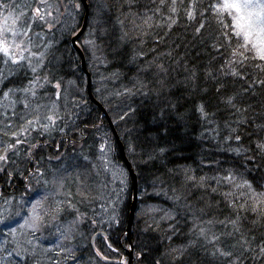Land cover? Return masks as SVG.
Returning a JSON list of instances; mask_svg holds the SVG:
<instances>
[{"label": "trees", "instance_id": "obj_1", "mask_svg": "<svg viewBox=\"0 0 264 264\" xmlns=\"http://www.w3.org/2000/svg\"><path fill=\"white\" fill-rule=\"evenodd\" d=\"M87 2L78 44L93 97L137 176L133 264H264V204L254 210L250 190L236 187L247 180L264 192V150L257 147L264 144V61L240 47L235 13L214 11L223 0ZM84 14L80 0H0V40L24 57L5 63L0 53V155L14 143L22 116L56 121L48 132H30L0 161V220L24 223L47 195L35 234L18 228L14 242L0 225V264L128 262L133 180L71 42ZM233 51L247 59L241 63ZM28 87L35 98L20 90ZM9 88L15 91L5 99ZM29 239L40 245L36 255Z\"/></svg>", "mask_w": 264, "mask_h": 264}, {"label": "snow or ice", "instance_id": "obj_2", "mask_svg": "<svg viewBox=\"0 0 264 264\" xmlns=\"http://www.w3.org/2000/svg\"><path fill=\"white\" fill-rule=\"evenodd\" d=\"M214 11L216 13H219L220 15H223L224 13H228L229 15H232V13H235V15H232V20L234 21V32L233 35L236 38H243V43L240 44V47L245 50H251L253 51V59H259L261 61H264V0H223V3L221 5H213L212 6ZM175 11V9H173ZM36 13L39 16L41 20L44 19L43 15H40V9H36ZM189 18H193V12H189ZM223 23V21H220ZM15 23V21H14ZM203 27V25H201ZM17 33L15 31L12 32V35L15 36ZM17 51L21 49V45H16ZM28 50V49H25ZM0 53H3L5 57H8V60H5V63H8L10 60L12 64H20L21 61L24 59V57L21 55L19 57L11 55L10 54V47L7 44L6 40H0ZM232 55L235 57L237 55L241 56L240 62L243 63L244 59H247L246 56H244L243 53H240L238 51H233ZM12 71L11 69L9 70ZM32 71H36V68L33 67ZM236 73L233 72V75ZM5 79L3 73H0V84L3 83V80ZM36 81H33V84H35ZM264 83V81H262ZM55 87L59 88V84L55 85ZM25 93V96L27 97L28 94H31V97H36V89L33 87L23 88L20 89ZM15 91L12 88H9L8 91L4 92V98L8 99L9 93ZM58 96V94H57ZM12 103H15V101H12ZM24 108L28 109L30 107L29 102L27 99L22 101ZM231 103V101H229ZM40 107H43L42 105H37L34 109L35 112L39 113ZM202 116H206V113L204 112L203 106L200 108ZM5 116V119H11V117L8 116L7 113H3ZM13 116H15V110H13ZM22 120L25 122L21 125H18V130L12 132V136L14 138V143L8 144L7 148L5 149V154L0 155V161L6 162L8 160L7 152L13 151L16 148V145L22 144L26 141L28 135L30 132H48L50 131L51 127L55 125V118L53 115H45L44 119L47 120L49 123L44 124L41 121V118L39 115H36L32 119H28L26 117H21ZM12 125L10 123L5 124V128L11 129ZM3 135H8V132H3ZM21 137H24V139H21ZM237 141L240 140L239 135L235 137ZM30 147L35 148L38 147V145L32 144ZM257 147L264 150V144H259ZM236 154L240 155L239 148L235 149ZM0 171H3V169H0ZM40 176H43L44 173H39ZM190 179H192L190 177ZM228 181L235 183L233 176L229 174L225 177ZM56 181L53 180L52 183H55ZM47 183V182H46ZM236 187H244L250 190L252 193V200L255 201L254 204V210L259 209L262 204H264V192L257 193L255 189L253 188V185L251 182L244 180L242 184H236ZM39 195V194H38ZM229 195V194H225ZM47 199V195H40L39 199H36L35 202L32 204L31 207V215L30 217L24 221L22 224H17L16 227H12L10 223H8L6 220H0V225H3L5 228H7L6 235H11L13 237V241L15 242V236L17 233V229H24L28 228L33 234L39 229L40 224L43 222V217L41 212L39 211L40 207L42 206V202ZM55 212L59 213L62 211L59 207L54 209ZM47 210H45L46 214ZM234 230L239 231V226L237 222H233ZM203 231V230H202ZM23 234V233H22ZM27 244L33 245V251L30 253L31 255H36L35 248L40 247L39 244H33L32 240H27ZM244 243H247V241H244ZM20 247V245H17ZM24 251H27L26 249ZM44 251H51V248H46ZM261 253H264V247H261L260 249ZM221 255H231L230 252L225 253L221 251ZM16 255L20 256L21 252L17 251ZM23 258V257H22Z\"/></svg>", "mask_w": 264, "mask_h": 264}, {"label": "water", "instance_id": "obj_3", "mask_svg": "<svg viewBox=\"0 0 264 264\" xmlns=\"http://www.w3.org/2000/svg\"><path fill=\"white\" fill-rule=\"evenodd\" d=\"M83 7H84V18H83V23L82 26L80 28V30L72 37L71 42L73 45V48L78 52L80 58H81V63H82V68L84 70V72L87 75V91L89 94V97L91 98V100L93 102H95L101 109L103 114L105 115V117L108 119L109 124L111 126V129L115 135V138L117 140L118 146H119V150L120 153L122 155V158L127 166V169L129 170V173L131 175V178L133 180V198H132V204H131V209H130V214H129V219H128V225H127V238L130 242V250H129V259L127 264H133V245H132V238H131V230H132V225H133V221H134V217H135V213L137 210V203H138V188H137V176L135 174L134 169L132 168L131 163L129 162V160L127 159L126 155H125V148L120 140V137L118 136L116 129L113 125V123L111 122V119L109 118V115L107 114V111L105 110V108L98 103L95 98L93 97V93H92V88H91V75L89 73V71L87 70V66H86V59H85V55L80 47V45L78 44V40L81 38V36L85 33L87 25H88V20H89V4L87 2V0H80ZM95 237H93L92 242L95 240Z\"/></svg>", "mask_w": 264, "mask_h": 264}, {"label": "rangeland", "instance_id": "obj_4", "mask_svg": "<svg viewBox=\"0 0 264 264\" xmlns=\"http://www.w3.org/2000/svg\"><path fill=\"white\" fill-rule=\"evenodd\" d=\"M43 8H44V13H46L48 6L47 5H44Z\"/></svg>", "mask_w": 264, "mask_h": 264}]
</instances>
